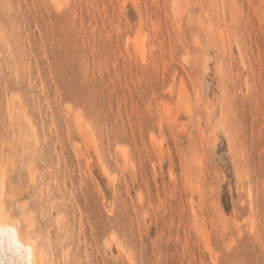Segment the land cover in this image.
Returning a JSON list of instances; mask_svg holds the SVG:
<instances>
[{"label": "rangeland", "instance_id": "rangeland-1", "mask_svg": "<svg viewBox=\"0 0 264 264\" xmlns=\"http://www.w3.org/2000/svg\"><path fill=\"white\" fill-rule=\"evenodd\" d=\"M0 155L49 264H264V0H0Z\"/></svg>", "mask_w": 264, "mask_h": 264}, {"label": "clouds", "instance_id": "clouds-1", "mask_svg": "<svg viewBox=\"0 0 264 264\" xmlns=\"http://www.w3.org/2000/svg\"><path fill=\"white\" fill-rule=\"evenodd\" d=\"M34 240L8 219V214L0 210V249L5 257L11 256L15 264H35ZM7 264V260L4 261Z\"/></svg>", "mask_w": 264, "mask_h": 264}, {"label": "bare ground", "instance_id": "bare-ground-1", "mask_svg": "<svg viewBox=\"0 0 264 264\" xmlns=\"http://www.w3.org/2000/svg\"><path fill=\"white\" fill-rule=\"evenodd\" d=\"M54 1L59 2V0H54ZM8 193L9 190L7 185V165L0 155V205H2V211H4L5 213H7L5 209V201ZM8 219L12 220L9 215H8ZM15 226L21 231L22 235L26 234L34 240L33 248H34V256H35V264H49L47 254L44 252L42 242H40L39 240L40 239L39 234L35 230H32L33 226L30 223H28L25 232L20 228L19 224L16 222H15ZM119 250L121 253H123L122 247H119ZM5 260H7V264H15V259L11 256L5 257L2 249H0V264H4Z\"/></svg>", "mask_w": 264, "mask_h": 264}, {"label": "snow or ice", "instance_id": "snow-or-ice-1", "mask_svg": "<svg viewBox=\"0 0 264 264\" xmlns=\"http://www.w3.org/2000/svg\"><path fill=\"white\" fill-rule=\"evenodd\" d=\"M0 210H2V205H0Z\"/></svg>", "mask_w": 264, "mask_h": 264}]
</instances>
